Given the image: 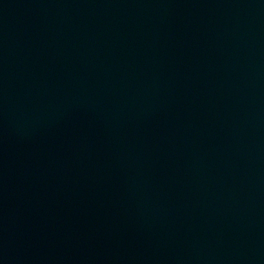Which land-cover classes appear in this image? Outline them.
Listing matches in <instances>:
<instances>
[{"label":"water","instance_id":"1","mask_svg":"<svg viewBox=\"0 0 264 264\" xmlns=\"http://www.w3.org/2000/svg\"><path fill=\"white\" fill-rule=\"evenodd\" d=\"M0 264H264V0H0Z\"/></svg>","mask_w":264,"mask_h":264}]
</instances>
